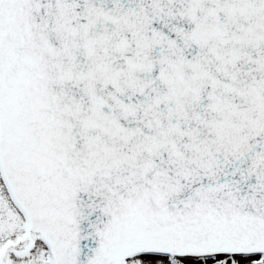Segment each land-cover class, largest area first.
I'll use <instances>...</instances> for the list:
<instances>
[{
  "label": "snow or ice",
  "instance_id": "obj_1",
  "mask_svg": "<svg viewBox=\"0 0 264 264\" xmlns=\"http://www.w3.org/2000/svg\"><path fill=\"white\" fill-rule=\"evenodd\" d=\"M0 264H264V0H0Z\"/></svg>",
  "mask_w": 264,
  "mask_h": 264
},
{
  "label": "rangeland",
  "instance_id": "obj_2",
  "mask_svg": "<svg viewBox=\"0 0 264 264\" xmlns=\"http://www.w3.org/2000/svg\"><path fill=\"white\" fill-rule=\"evenodd\" d=\"M258 258V257H257Z\"/></svg>",
  "mask_w": 264,
  "mask_h": 264
}]
</instances>
